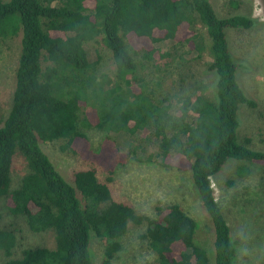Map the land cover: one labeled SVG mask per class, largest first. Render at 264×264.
<instances>
[{"label": "trees", "instance_id": "trees-1", "mask_svg": "<svg viewBox=\"0 0 264 264\" xmlns=\"http://www.w3.org/2000/svg\"><path fill=\"white\" fill-rule=\"evenodd\" d=\"M197 22L210 40L216 101L199 91L160 97L161 77L150 81L140 70L146 62L158 72L171 68L173 53L162 42L196 49ZM256 22L245 15L220 18L211 0L0 1V39L21 34L12 108L0 127V198H8L9 212L24 216L32 232L53 231L56 241L54 249H24L16 258L15 232L0 230L3 264H93L92 233L107 241L100 264H113L130 224L145 226L141 239L156 255L147 264H233L231 228L212 179L228 161L262 163L264 153L238 140L240 105L257 103L237 79L226 30H249ZM90 43L110 50L115 72L97 73L101 57L95 52L91 59ZM95 129L105 134L97 150L88 135ZM117 133L151 136L166 171L191 173L213 223L212 249L199 243L198 224L180 205L158 207L152 217L114 198L109 184L129 159ZM41 142L61 143L62 152L95 166L78 172L72 185ZM17 153L28 173L13 189ZM99 167L108 174L104 182Z\"/></svg>", "mask_w": 264, "mask_h": 264}, {"label": "rangeland", "instance_id": "rangeland-1", "mask_svg": "<svg viewBox=\"0 0 264 264\" xmlns=\"http://www.w3.org/2000/svg\"><path fill=\"white\" fill-rule=\"evenodd\" d=\"M7 1V0H0ZM218 17L227 18L245 15L257 20L249 30L227 29L230 52L239 65L237 79L246 95L256 101L251 108L240 105L238 120V140L249 147L264 153V0H211ZM198 33L197 48L174 47L171 42L160 43L173 53L170 67L161 72L151 64L141 75L155 81L161 77L163 84L159 96L187 95L199 91L212 101H216L217 74L208 68L211 62L210 40L200 22L195 25ZM90 57L96 60L100 55L97 73L115 72L113 57L109 49L100 43L89 44ZM21 54V34L0 39V127L7 119L13 103L16 88V70ZM139 59V58H138ZM141 60V59H140ZM92 148L97 150L103 141L104 133L99 130L88 132ZM118 148L129 154L124 164L116 167L109 186L116 200L134 206L138 212L154 217L158 207L178 204L198 224L197 239L206 248L214 246V228L210 215L194 186L190 172L166 171L161 166L160 150L157 142L141 133L114 135ZM61 143H43L44 152L50 157L58 171L66 180L75 185L78 172L95 166L80 156L61 151ZM100 181H106L107 172L97 168ZM28 173L27 163L22 154L17 153L12 170V188L19 187ZM215 197L231 228L235 247L233 264H264V162L246 163L232 159L222 171L212 179ZM79 196L84 202L82 194ZM8 198H0V230H11L18 238L15 256L20 257L24 249L56 247L53 231L34 233L22 215H12L7 207ZM85 203V202H84ZM145 226L129 225L127 234L121 240L122 249L113 264H147L155 262L156 255L141 239ZM107 241L92 233L90 242L93 264L103 260ZM6 261L0 255V264Z\"/></svg>", "mask_w": 264, "mask_h": 264}]
</instances>
